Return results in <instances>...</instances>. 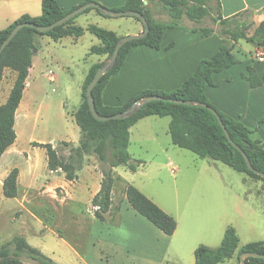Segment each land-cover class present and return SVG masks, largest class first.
I'll return each mask as SVG.
<instances>
[{"label":"rangeland","instance_id":"1","mask_svg":"<svg viewBox=\"0 0 264 264\" xmlns=\"http://www.w3.org/2000/svg\"><path fill=\"white\" fill-rule=\"evenodd\" d=\"M187 3L193 6L192 1L187 0ZM142 5L153 21L165 25L178 23L210 30L219 24L218 0H206L207 15L198 22L186 14L184 5H178L176 10L166 0H143ZM177 12L179 20L175 15ZM99 17L93 9L79 15L76 24L86 27L87 22L102 19ZM248 18L225 21L223 26L219 24V29L225 34L245 35L252 22ZM103 21L109 30L123 37L140 29V23L134 17ZM38 43L39 54L34 56V69L28 80L23 106L17 114L18 139L12 150L16 153H8L0 162V248L15 238L24 237L57 264H148L144 263V257L153 254L152 250L143 240H131L133 245L125 242L129 239L128 230L96 229L91 238L87 220L90 216L88 207L91 206L89 198L101 179V173L104 175L100 163L95 166L96 159L89 157L77 179L69 181L63 174H51L46 149L34 146V143L52 144L65 157L70 155L72 147L78 146L81 131L74 117L82 104V87L88 72L99 59L91 52L100 40L86 32L77 40L69 37L56 42L45 36ZM102 59L106 63L110 58ZM167 59L170 58L165 51L147 54L136 51L130 62L133 74L127 78L121 92L125 98L136 92L135 85L157 86L164 74L172 73L169 69L172 65ZM51 71L57 79L54 83L49 79ZM14 83L13 72L9 71L0 81V106L6 103L7 92ZM137 97L132 95L129 99ZM170 123V117H153L133 128L129 151L138 169L133 172L126 166L115 168V177L121 178L116 184L115 204L123 198L125 185H132L178 216L180 228L165 264H196L195 251L201 245L213 244L212 229L218 225H222V239L226 229L233 226L240 234L242 245L263 241L264 182L173 145ZM67 141L71 146L63 144ZM170 162L179 169L175 176L170 171ZM15 168L20 170L19 196L7 199L3 184ZM61 182L67 184V189ZM176 197L182 209L188 200L191 201L189 214L183 218L171 210L173 205L169 201ZM91 210L95 214L96 209ZM117 216L115 214V221ZM105 245L108 251L103 249ZM22 261L23 264H38L26 255ZM221 264H241V261L236 256Z\"/></svg>","mask_w":264,"mask_h":264},{"label":"trees","instance_id":"2","mask_svg":"<svg viewBox=\"0 0 264 264\" xmlns=\"http://www.w3.org/2000/svg\"><path fill=\"white\" fill-rule=\"evenodd\" d=\"M166 1H169L170 7L174 10L177 9L178 5H184L186 7V14L197 22L207 15V9L205 8L206 0H190L193 6H190L187 0ZM90 2L92 1H87L70 11H63L57 0H43V15L40 18L23 17L0 32V50L18 25L34 23L47 27ZM142 2L143 0H128L124 8L116 10L142 13L149 22L150 33L144 39L126 44L120 52L115 67L103 77L95 88L94 98L98 113L104 117L114 116L127 110L137 100L149 96H162L168 99L196 101L207 104L217 110L232 140L247 153L253 167L257 171L264 173V141L255 137V131L248 128L245 124L219 111L206 96L207 87L214 86L213 76L238 63L233 54L232 46L225 40L219 53L212 59L203 60L193 77L176 91L165 93L148 90L137 98L131 99L121 108L109 107L103 104V91L111 77L122 70L130 51L135 47H149L160 50L165 32L170 28L180 25L178 23L165 25L153 21L149 17L148 11L144 9ZM92 10L90 9L84 14ZM96 11L100 16L106 17L99 10ZM175 15L179 20V12L175 13ZM135 19L141 22L139 19ZM76 20L77 17L48 33H40L33 28L25 27L2 53L0 57V81L4 78L7 69L16 72L17 79L7 102L0 106V162L7 150L17 140L15 129L16 113L23 99L30 69L33 67L34 56L39 51L38 42L40 38L48 36L56 42L69 37L77 40L84 36L86 32H89L101 42V45L93 47L91 54L107 57L108 59L114 54L117 43L122 37L113 31L95 25H90L85 29L77 26ZM194 31L201 32L204 36L209 35L211 32V30L204 29H194ZM230 36V40L234 42L245 39L253 43H259L264 39V21L260 24L255 36L252 38L234 32H231ZM172 47L173 45L169 46L167 50H170ZM104 63L101 62L92 67L83 86L82 104L75 114L76 123L81 130L79 146L72 147L70 155L65 157L52 144L34 143L35 147L46 149L49 169L53 172H64L69 181L77 179L78 172L85 165L87 158L92 156L100 161L105 178L100 192L92 202L93 207L96 209V217L99 220L106 221V215L113 213L112 193L117 182L121 180V178L115 177V168L126 166L133 172H136L138 169V164L135 163L136 161H133L129 152L130 130L140 120L151 116L171 118L170 134L173 144L177 147L191 151L201 159H211L221 162L254 180L264 182L263 177L249 170L241 152L230 143L216 116L206 108L157 101L147 104L135 116L128 119L112 120L109 122L96 120L90 110L86 94L88 86ZM246 78L251 82L253 88H257L263 84V80L251 68ZM263 125L264 118L260 121V126ZM63 144L71 146L67 142ZM19 178L20 170L15 168L5 179L3 194L7 199H16L19 196ZM124 193L131 207L147 218L154 226L168 236H173L176 233L178 223L175 218L167 214L140 190L132 185H125ZM117 213L113 214L117 215ZM247 252L264 255V242L250 243L241 247L237 230L234 227H229L219 248L210 249L206 246H200L196 250V264H221L234 259L236 256L240 259V256ZM25 255L38 264H57L39 249L31 246L24 237L15 238L12 242L0 248V264H23L22 258ZM247 264H264V260L249 258L247 259Z\"/></svg>","mask_w":264,"mask_h":264},{"label":"crops","instance_id":"3","mask_svg":"<svg viewBox=\"0 0 264 264\" xmlns=\"http://www.w3.org/2000/svg\"><path fill=\"white\" fill-rule=\"evenodd\" d=\"M87 1L99 3L103 7H106L108 9L118 10L124 8L128 0H57L60 8L63 11H70L77 6L86 3ZM218 5H219L218 23L221 26L225 24V21L230 22L232 20H239L244 17H249L248 19L252 20L251 25H249V27H247L245 31V35L248 38H252L253 36H255L258 27L264 21V0H218ZM42 15H43V0H0V32L7 29L15 22L22 19L23 17H30L36 19V18H40ZM99 18L102 19H95V21L92 20L91 23L87 22L88 24L86 25V27L80 26L78 25V23L77 26L87 29L90 25H95L100 28L109 30L107 26L108 24L103 21V20H107L108 17L100 16ZM139 23H140V29L136 32L129 33L127 35L141 34L144 31V26L141 22ZM219 24L215 27V29H210L211 32L207 36H204L201 32H195L194 31V29H196L195 27L180 24L179 26L170 28L165 32L160 50L152 49L149 47L133 48L130 51L127 61L123 66L122 70L111 77L108 85L103 91L102 94L103 104L109 107L121 108L130 101L129 98L132 95L140 96L143 92L148 90L165 92V93H172L176 91L177 89L181 88L185 82H187L189 79L193 77V75L196 73L198 69V66L203 60L212 59L219 53L225 40L230 44V46H232L233 54L235 55L238 63L237 65L221 73H217L213 76L214 86L207 87L206 96L208 100L219 111L245 124L248 128L255 131V137H258L264 141V125L260 126V121L264 118V61H260L259 59L261 56H264V39L261 40L259 43H253L245 39H240L238 42H234L230 40L231 38L230 33L225 34L223 30L221 31L219 29L220 28ZM109 31H113V30H109ZM115 33L118 34V32ZM224 35H228V37L226 38ZM99 45H101V42ZM171 45H173V47L170 50H167V48ZM136 51L141 52V54H147V52L150 51H156V52L165 51L168 54V58H170L167 60H169V63L172 65V67L169 69H171L173 72L167 75L164 74L163 78H161L162 81L159 82L157 86H153L152 84H147V83H144L141 86L135 85L134 89L136 92L134 94L130 93V96H126L125 98L124 96L125 94L121 92L124 90L123 85L128 82L127 78L133 74V70L130 65V62L133 57V54ZM38 54L39 52L37 53V55ZM98 57L99 59L95 63H93V66L103 62L102 57L101 56ZM92 67L90 68V70L92 69ZM250 68L253 69L255 73L260 77V79L263 80V84L257 88H253L251 86V82L246 78V76H248L249 74ZM33 69H34V60H33V67L30 69L29 77ZM9 71L13 72L14 81H16L17 73L12 70L7 69L5 72V76ZM29 77L27 79L26 89L29 86V81H28ZM49 79L53 83L57 81L56 76L52 71L50 72ZM13 86L14 85L11 86L10 92H7L8 94L6 95L5 98L6 102L10 96ZM82 92H83V87H82ZM24 94H23L22 102L24 100ZM22 102L16 113L15 129L16 127H18L17 114L19 113V111L23 106ZM153 117H158V116H151L144 118L131 128L129 150L131 146V136H132L133 128L138 126L140 123L147 122ZM160 118H164V117H160ZM17 139H18V135H17ZM16 143L7 150L2 160L5 158V156L8 153L10 152L16 153L15 151H12ZM77 145L79 146V144ZM91 158L96 159L94 162L95 166L97 165L98 162L100 163V161L96 157H91ZM88 159L89 158H87V162ZM169 168L174 176L177 175L179 169L173 162H170ZM50 172L53 175L63 174L64 178H66V174L62 171L53 172L50 170ZM103 176L104 175L101 173V179L95 186V189L92 192L91 197L89 198V202L91 206L88 207L89 208L88 211H90L89 214L90 216L87 218V220L89 221L90 224L91 238L94 236L96 229L100 231L117 229V228L128 230L130 232V235L128 237L129 239L125 240V242H128L130 245L131 240L134 242L143 240L148 244L147 247H150V250H152L153 252V254L145 255L144 261L146 262L144 263L165 264L166 260H168L171 247L176 240L175 236L180 228V224L177 218L178 216H175V214L167 210L165 206L157 202L155 198H151L143 190H141V188L137 187L138 190L145 193L147 197H149L154 203H156L167 214L174 217L175 220L177 221L178 228L176 233L173 236H168L163 231H161L156 226H154L147 218H145L137 211H135L129 204L125 193L123 194V198L121 199L120 203L116 205L115 197H117L118 191L115 187L112 193V199H113V213L118 212L117 220L116 221L114 220L115 215L113 213H109L106 215V221L99 220L94 214V212L91 210V208L95 209L92 205V202L95 196L100 192L102 188V184L104 181ZM205 177L208 178V176ZM61 185L63 188L67 189L66 187L67 184L65 182H61ZM175 200L171 198L169 201V204L173 205L171 206L172 207L171 210L176 211L177 213L176 215H180L181 218L189 214L188 207L191 201L188 200L186 202V206L182 209L179 198L176 197ZM118 209L119 211H117ZM111 223H113L116 226L112 225ZM214 224L216 225L218 223H214ZM221 226L218 225L217 228L214 227V229H212L213 232L211 233V238L213 240V244L210 243L201 246H206L210 249L219 248L221 245L219 247L217 246L220 243L222 244V241L224 239V237L223 239L220 237ZM229 227H233V226H229ZM238 235L240 238L241 247H244L250 243L264 242V240L252 241L242 245L240 234L238 233ZM103 249H105V251L106 250L108 251V246L106 247L105 245V248ZM195 262H196V257H195Z\"/></svg>","mask_w":264,"mask_h":264},{"label":"water","instance_id":"4","mask_svg":"<svg viewBox=\"0 0 264 264\" xmlns=\"http://www.w3.org/2000/svg\"><path fill=\"white\" fill-rule=\"evenodd\" d=\"M90 9L99 10L101 12V14L106 16V17H112V18L134 17V18L139 19L142 22L143 26H144V31L141 34L122 37L119 40L112 57L97 71V73L95 74L93 80L91 81L90 85L88 86L86 95H87V99H88L90 110H91L92 115L94 116V118L96 120H98L100 122H109V121H112V120L128 119V118H131V117L135 116L147 104L152 103V102H157V101H165V102H170V103H174V104H177V105L199 106V107L206 108V109L211 111L216 116V118L218 119V121H219L222 129L224 130L227 138L229 139L230 143L235 147V149H237L239 152H241V154L243 155V157H244V159L246 161V164H247L249 170L264 178V173H261V172L257 171L253 167V165H252L247 153L239 145H237L232 140V138H231V136L229 134V131H228L227 127L225 126V124L223 122V119L221 118V116L219 115L217 110H215L214 108L210 107L207 104L196 102V101H183V100H176V99H168V98H165V97H162V96H149V97H145V98L137 100L127 110H125L124 112L118 113V114H116L114 116L104 117V116H101L98 113V111L96 109L95 98H94V90H95V88L100 83V81L103 79V77L105 75H107L115 67L122 48L126 44H128L130 42L146 38L149 35V33H150L149 22H148L147 18L140 12H136V11H116V10H111V9L106 8V7H103L99 3L90 2V3H87V4L79 7L78 9H76L73 12L69 13L68 15H66L65 17L60 19L59 21H57L54 24H52L50 26H47V27L39 26V25L34 24V23H23V24L18 25L12 31V33L10 34L8 39L5 41V43L3 44V46H2V48L0 50V57H1L2 53L5 51V49L11 44L13 39L25 27L33 28V29L37 30L40 33H48V32H51V31H53L54 29H56V28H58L60 26L65 25L66 23H68L72 19L78 17L79 15L85 13L86 11H88ZM249 258H256V259H263L264 260V255L263 254H258V253H249V252L244 253V254H242L240 256L241 264H247V259H249Z\"/></svg>","mask_w":264,"mask_h":264},{"label":"built area","instance_id":"5","mask_svg":"<svg viewBox=\"0 0 264 264\" xmlns=\"http://www.w3.org/2000/svg\"><path fill=\"white\" fill-rule=\"evenodd\" d=\"M259 59L260 61H264V56H261Z\"/></svg>","mask_w":264,"mask_h":264}]
</instances>
